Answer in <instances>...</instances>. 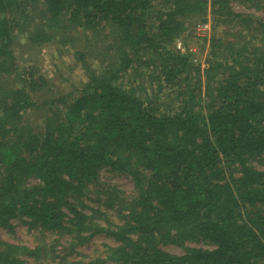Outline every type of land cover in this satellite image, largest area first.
Wrapping results in <instances>:
<instances>
[{
    "label": "trees",
    "instance_id": "trees-1",
    "mask_svg": "<svg viewBox=\"0 0 264 264\" xmlns=\"http://www.w3.org/2000/svg\"><path fill=\"white\" fill-rule=\"evenodd\" d=\"M236 4L264 10L0 0V229L53 235L52 264H264V20ZM207 20L194 63L190 28ZM21 41L71 52L84 80L57 93L16 63ZM103 170L132 181L128 205L100 186ZM96 235L111 244L79 254ZM39 248L0 239V264H29Z\"/></svg>",
    "mask_w": 264,
    "mask_h": 264
},
{
    "label": "rangeland",
    "instance_id": "rangeland-1",
    "mask_svg": "<svg viewBox=\"0 0 264 264\" xmlns=\"http://www.w3.org/2000/svg\"><path fill=\"white\" fill-rule=\"evenodd\" d=\"M234 11L241 14H248L264 20V10H257L254 7L242 6L239 4L234 5ZM209 21V20H207ZM199 23V22H198ZM196 23L190 28V40L188 41V47L194 53L193 61L194 63L202 62L207 53V39L211 34V23L209 32L199 33L195 32ZM15 60L20 68H30L36 71L37 74L44 76L50 83V86L57 93H68L74 87L79 85V82L84 80L83 73L79 65L73 59L72 53L63 49L58 48L54 45H45L39 48H31L24 41L19 42L15 47ZM257 165L258 168L264 169V166ZM100 186L101 187H111L115 186L120 190L119 198L124 201L126 205L131 202L136 191L134 189L132 181L129 177L124 175H119L118 173L103 170L101 172ZM88 201L89 206L93 208H98V204L93 202V197ZM119 205V207H121ZM103 207H100L102 210ZM116 211L118 206H115ZM115 211L112 213L111 219L117 221ZM14 228L12 233H8L4 229H0V239L4 242L17 244L21 246L33 249L35 245H39V250H36L33 256L24 257L29 264H52L54 263L55 250H61L58 247L57 242H51L54 239L53 235H49L46 239H43L40 232L31 231L26 225L20 223L19 221L13 222ZM102 224V223H101ZM43 239V242L41 240ZM102 243H110L108 239L103 237V235H96L92 237L83 246L77 248L79 254H89L95 249H99ZM194 246H204L202 243L190 244ZM53 248L54 251L48 253V248ZM165 250L178 254L180 249L176 246H166Z\"/></svg>",
    "mask_w": 264,
    "mask_h": 264
},
{
    "label": "built area",
    "instance_id": "built-area-1",
    "mask_svg": "<svg viewBox=\"0 0 264 264\" xmlns=\"http://www.w3.org/2000/svg\"><path fill=\"white\" fill-rule=\"evenodd\" d=\"M210 30V24L209 21L206 22H199L196 27H195V32L197 34L199 33H205V32H209Z\"/></svg>",
    "mask_w": 264,
    "mask_h": 264
}]
</instances>
